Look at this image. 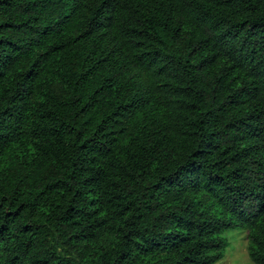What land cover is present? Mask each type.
<instances>
[{"label": "trees", "instance_id": "16d2710c", "mask_svg": "<svg viewBox=\"0 0 264 264\" xmlns=\"http://www.w3.org/2000/svg\"><path fill=\"white\" fill-rule=\"evenodd\" d=\"M264 264V0H0V264Z\"/></svg>", "mask_w": 264, "mask_h": 264}, {"label": "rangeland", "instance_id": "374dc122", "mask_svg": "<svg viewBox=\"0 0 264 264\" xmlns=\"http://www.w3.org/2000/svg\"><path fill=\"white\" fill-rule=\"evenodd\" d=\"M228 247L223 259L217 264H252L246 251V235L243 230L233 229L224 234Z\"/></svg>", "mask_w": 264, "mask_h": 264}]
</instances>
